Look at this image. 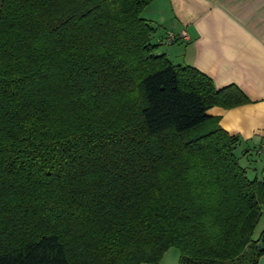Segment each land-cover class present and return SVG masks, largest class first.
I'll return each instance as SVG.
<instances>
[{"label":"trees","instance_id":"1","mask_svg":"<svg viewBox=\"0 0 264 264\" xmlns=\"http://www.w3.org/2000/svg\"><path fill=\"white\" fill-rule=\"evenodd\" d=\"M154 0H0V264H258L264 181L157 54Z\"/></svg>","mask_w":264,"mask_h":264},{"label":"crops","instance_id":"2","mask_svg":"<svg viewBox=\"0 0 264 264\" xmlns=\"http://www.w3.org/2000/svg\"><path fill=\"white\" fill-rule=\"evenodd\" d=\"M143 16L155 28L151 42L158 46L157 54H165L174 65L196 68L218 89L234 85L248 97L249 104L230 110L214 107L208 115L238 137L235 152L249 178L264 181V0H154ZM169 33L179 38L165 45ZM261 234L264 205L255 238ZM175 256L172 264H178ZM258 264H264V255Z\"/></svg>","mask_w":264,"mask_h":264},{"label":"rangeland","instance_id":"3","mask_svg":"<svg viewBox=\"0 0 264 264\" xmlns=\"http://www.w3.org/2000/svg\"><path fill=\"white\" fill-rule=\"evenodd\" d=\"M155 37H156L155 35L152 36V41H155V40H156ZM176 44H177V43H176ZM177 46H178V45H176L175 47H177ZM234 153H235L236 157L239 159V155H240L239 151H237V152L234 151ZM238 161H239V160H238ZM239 163H240L241 166L243 165V161H240ZM242 167H243V166H242ZM243 168H244V167H243ZM244 169H245V168H244ZM255 234H256V233H255ZM176 253H177L178 257H180V256H179L180 252H179L178 249H176V248H172V249H170V251L168 252L166 258H165V259H162L163 262L161 261L160 264H172V263H174V261L176 260V256L174 257V255H175Z\"/></svg>","mask_w":264,"mask_h":264},{"label":"built area","instance_id":"4","mask_svg":"<svg viewBox=\"0 0 264 264\" xmlns=\"http://www.w3.org/2000/svg\"><path fill=\"white\" fill-rule=\"evenodd\" d=\"M181 35H182L181 37H183V38L186 37L185 33H182ZM178 38H179V36H177L176 34L169 33L167 35L166 39L163 41V44L171 45V44L175 43L178 40ZM260 153H264V146L261 147Z\"/></svg>","mask_w":264,"mask_h":264}]
</instances>
